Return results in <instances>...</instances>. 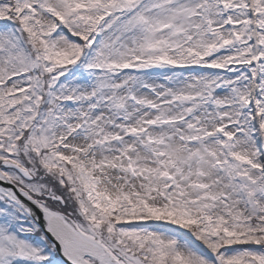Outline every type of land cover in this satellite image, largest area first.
Instances as JSON below:
<instances>
[{"label":"snow or ice","instance_id":"snow-or-ice-1","mask_svg":"<svg viewBox=\"0 0 264 264\" xmlns=\"http://www.w3.org/2000/svg\"><path fill=\"white\" fill-rule=\"evenodd\" d=\"M0 264H264V0H0Z\"/></svg>","mask_w":264,"mask_h":264}]
</instances>
